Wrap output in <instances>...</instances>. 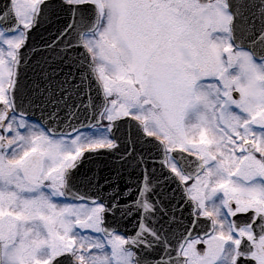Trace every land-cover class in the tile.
<instances>
[{"label":"snow or ice","instance_id":"snow-or-ice-1","mask_svg":"<svg viewBox=\"0 0 264 264\" xmlns=\"http://www.w3.org/2000/svg\"><path fill=\"white\" fill-rule=\"evenodd\" d=\"M0 264H264V0H0Z\"/></svg>","mask_w":264,"mask_h":264}]
</instances>
